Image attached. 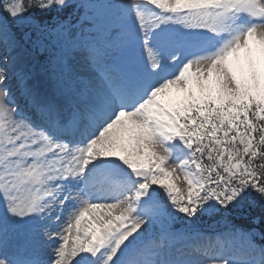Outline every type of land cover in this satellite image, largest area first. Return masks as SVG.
Segmentation results:
<instances>
[{
	"label": "snow or ice",
	"instance_id": "obj_1",
	"mask_svg": "<svg viewBox=\"0 0 264 264\" xmlns=\"http://www.w3.org/2000/svg\"><path fill=\"white\" fill-rule=\"evenodd\" d=\"M82 7L0 0V264H201L167 250L172 222L191 230L249 198L264 204V0L122 2L139 51L130 74L77 36L68 17ZM34 36L52 45L60 98L24 84L21 104L18 50ZM256 234L226 224L203 264H264V247L250 255Z\"/></svg>",
	"mask_w": 264,
	"mask_h": 264
},
{
	"label": "rangeland",
	"instance_id": "obj_2",
	"mask_svg": "<svg viewBox=\"0 0 264 264\" xmlns=\"http://www.w3.org/2000/svg\"><path fill=\"white\" fill-rule=\"evenodd\" d=\"M115 1L126 2V0H115ZM96 38L98 39L96 41L99 43V45L102 47V49L105 52V61L107 62L108 66L113 72L117 74H124V73L130 74L134 71L135 58L136 56L139 55L138 49L134 50L129 44L123 45L122 43H114V44L111 43V45L107 46V43L104 40L99 39V37H96ZM88 39H94V38H88ZM18 53H19V56L21 55V53L28 55V57L24 60L23 64L19 66L18 72L24 75L31 74L30 80H29L30 87L34 86L35 87L34 89L36 91H39L40 89H42L43 91L46 92V94L51 95L52 94L51 86L47 78L41 74V71L43 70L42 69L43 64L37 52L33 50H28L27 48L22 46L18 50ZM55 67L57 69V75H58L59 66L55 64ZM156 150L160 154H164L163 145L157 146ZM166 166L169 168H172L175 166V162L172 160H169ZM176 176L179 178L177 180V186L181 188L182 190L186 191L187 184L183 180V171L178 169L176 172ZM158 227H161L160 224L156 226L155 229L151 230L149 233L146 234L147 239L149 240V242L153 244V246H156V244H155V241L151 240V238L153 237L154 234H156L155 230ZM20 233H23L21 237L22 241L25 242L28 238L29 244H30V238L27 237V235L24 232H20ZM20 233H18V236L20 235ZM179 234L175 236V238H177L178 241L176 242L174 250L175 252L179 251L180 253H182L183 254L182 258L185 259V252L187 250L186 247L189 245V243L186 241L183 243V240L186 239L188 241V238H186L183 234H180V235ZM234 247H235L234 250L237 252L241 250V249H238L237 241Z\"/></svg>",
	"mask_w": 264,
	"mask_h": 264
},
{
	"label": "trees",
	"instance_id": "obj_3",
	"mask_svg": "<svg viewBox=\"0 0 264 264\" xmlns=\"http://www.w3.org/2000/svg\"><path fill=\"white\" fill-rule=\"evenodd\" d=\"M225 215L232 221L236 223L242 222L249 227L257 223V227L264 231V204L252 198H249L241 206ZM203 219L205 220V217Z\"/></svg>",
	"mask_w": 264,
	"mask_h": 264
},
{
	"label": "bare ground",
	"instance_id": "obj_4",
	"mask_svg": "<svg viewBox=\"0 0 264 264\" xmlns=\"http://www.w3.org/2000/svg\"><path fill=\"white\" fill-rule=\"evenodd\" d=\"M28 57L27 54H22L19 56V62H18V67L21 66L24 62V60ZM18 70V68H17ZM101 202H105V201H101ZM107 203H111L110 201H106ZM103 211V210H101ZM17 237H18V234L14 235L12 237V246L13 248H19L22 252L26 249L25 248H22L20 245H16V242H17ZM200 243H203L204 241L202 239H200ZM216 241V239H215ZM71 243V241H70ZM51 245H42L40 247H38L36 249V252L38 253L39 257L42 258V259H46L47 256L50 254L51 252ZM218 247H221V245L219 244ZM214 251H217L219 252L220 251V248H218L217 250H214ZM208 255H211V254H208ZM185 259H190V260H193V261H200L201 264H203V261L205 259V256L202 254V252L200 250H196V249H193L191 247H188L186 252H185Z\"/></svg>",
	"mask_w": 264,
	"mask_h": 264
}]
</instances>
